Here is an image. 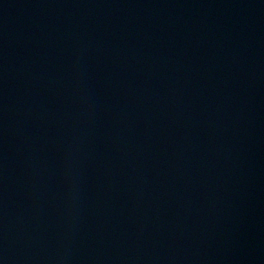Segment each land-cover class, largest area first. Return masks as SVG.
I'll return each instance as SVG.
<instances>
[{
	"label": "water",
	"instance_id": "obj_1",
	"mask_svg": "<svg viewBox=\"0 0 264 264\" xmlns=\"http://www.w3.org/2000/svg\"><path fill=\"white\" fill-rule=\"evenodd\" d=\"M0 264H264V0H0Z\"/></svg>",
	"mask_w": 264,
	"mask_h": 264
}]
</instances>
